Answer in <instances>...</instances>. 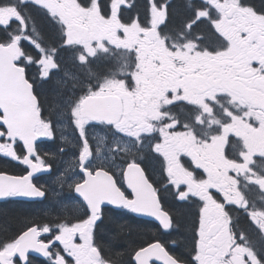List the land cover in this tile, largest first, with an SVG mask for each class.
<instances>
[{
    "label": "snow or ice",
    "instance_id": "obj_1",
    "mask_svg": "<svg viewBox=\"0 0 264 264\" xmlns=\"http://www.w3.org/2000/svg\"><path fill=\"white\" fill-rule=\"evenodd\" d=\"M136 7L0 0V157L22 166L20 174L0 170V264H264V106L232 95L228 107H213L186 79L187 71L199 78L213 69H188L179 57L168 64L141 44L155 32L171 52L199 55L226 39L214 25L231 17L229 7L242 23L264 28V0H145L133 15ZM93 17L115 18L118 39L134 23L136 43L120 48L111 34L90 32ZM205 24L208 37L199 30ZM121 50L136 63L111 55ZM168 72L177 83L165 81L163 103L153 102L149 84ZM177 105L197 110L200 147L240 111L251 135L224 128L240 141L235 157L224 154L225 166L181 155L189 179L177 182L162 146L175 129H196L181 123L183 107L165 113L166 130L150 115ZM13 222L19 227L9 235Z\"/></svg>",
    "mask_w": 264,
    "mask_h": 264
},
{
    "label": "flooded vegetation",
    "instance_id": "obj_2",
    "mask_svg": "<svg viewBox=\"0 0 264 264\" xmlns=\"http://www.w3.org/2000/svg\"><path fill=\"white\" fill-rule=\"evenodd\" d=\"M134 3L137 7L131 10L132 14L135 15L137 11L143 12L145 0H134ZM214 13L213 11L212 15ZM93 20L96 22L90 25L93 32L111 34V43H118L115 30L119 27V22L115 18L107 24L99 22L95 17H93ZM230 20H235L236 22L232 23ZM242 20V14L238 10H235L231 17L224 16L221 18L220 22L216 23L215 28L226 39H221L211 44H207L206 40L205 43L209 50L206 52L202 51L199 55L193 53L191 56H186L184 52H171L165 48L162 40L157 39L155 32L149 33L148 40L141 41V44L149 50L151 55H159L168 64L171 63L172 58L179 57L181 60L186 61L188 69L197 68L198 71L202 70L203 67L213 69L210 73H204L199 78L192 77L190 71L186 72V79L191 80L197 88L203 87L206 90L204 98L213 107L217 103H222L225 107H228V101L232 95L238 97L237 103H239V100H243L249 107L264 106V38H262L264 36V28H257L246 22L242 23ZM244 27L251 29V37L248 31L243 30ZM127 28H135V35L132 34L133 36L128 41L131 42L135 39L136 42V33L139 28L134 23ZM199 30L203 31L204 34L207 33L202 26ZM208 35H210L209 30ZM149 41L152 43H149ZM132 46L127 44L126 48H131ZM183 54L185 55L182 56ZM127 57L129 58V65L135 61V57L131 53ZM172 73L175 77V73ZM174 83L176 85L177 82L175 81ZM160 94V91L157 92L149 88V95L152 97L153 102L158 100ZM183 98L193 99L188 94H185ZM172 99L179 100L181 96L173 93ZM158 102L162 104L163 100L160 99ZM149 107L151 108V105ZM181 107L184 108V113H180L181 123L184 120H188L189 124L196 129L195 136H193L191 128L187 130L177 128L170 136H167V143L161 149L167 157L168 167L171 169L172 166H175L180 170L183 176L180 180L189 179V174L185 168L181 167L179 159L181 155H184L185 159L191 158L194 163L205 165L210 169H214L217 166H225L227 162L224 160V154L227 153L229 157H235L236 153L233 145L238 147L240 141L235 138H227L224 128L251 135L245 123L244 111H240L234 116L231 125H225L220 130L212 129L213 133L221 131V135L216 137L212 145L206 149L200 147L203 144L204 138L200 137L204 129L192 123V117L196 114V109L187 105H177L175 108L165 109L164 113L153 110L150 115L157 117V125L166 130L167 122L163 121V116L167 111L179 113ZM216 111L219 115L220 109L217 108ZM173 123L175 122L173 121ZM171 172L174 174L173 170ZM33 258L39 260V258Z\"/></svg>",
    "mask_w": 264,
    "mask_h": 264
},
{
    "label": "rangeland",
    "instance_id": "obj_3",
    "mask_svg": "<svg viewBox=\"0 0 264 264\" xmlns=\"http://www.w3.org/2000/svg\"><path fill=\"white\" fill-rule=\"evenodd\" d=\"M94 21V20H93ZM94 23H96L95 21H94ZM92 26H89V31L90 32H93L92 31ZM125 32H126V35H125V37L121 40L122 42H119L118 43V47H121V44L123 45V46H127V44L129 45V46H131V45H134L136 42H135V39H134V41H131V42H129L128 40L130 39V37L131 36H133L132 34H134L135 35V29L134 28H126L125 29ZM97 35H103V34H101V33H96ZM123 40H125L124 42H123ZM144 52H146V53H149V50L147 49V48H145L144 47ZM150 54V53H149ZM185 54H183L182 56H184ZM136 61V60H135ZM135 61L134 62H132L131 64H130V66L131 65H133V64H135ZM141 62H143V57H141ZM147 67V66H146ZM148 71L150 72V69H148ZM165 81H167L168 83H170L173 87H175V79H174V74L172 73V72H168V73H166V74H164L163 76H162V78L160 79V80H152L151 82H150V84H149V88H151V89H154V90H156L157 92H162L163 91V87H164V83H165ZM151 113H153V110H150V114Z\"/></svg>",
    "mask_w": 264,
    "mask_h": 264
},
{
    "label": "trees",
    "instance_id": "obj_4",
    "mask_svg": "<svg viewBox=\"0 0 264 264\" xmlns=\"http://www.w3.org/2000/svg\"><path fill=\"white\" fill-rule=\"evenodd\" d=\"M202 27L205 29V31L207 32L206 33V37L210 36L208 34V30H209V27L206 26V25H202ZM0 170H4V171H7L9 173H15V174H20L22 172V169L19 168L17 165H14L12 164L11 162H8L2 158H0ZM5 206L3 205H0V208H3ZM7 207H10L12 209H16V208H20V207H26L25 205H12V206H7ZM19 227L18 224H16L15 222L11 223L9 225V231H8V234L10 235L12 232H14L17 228ZM5 235V233L3 231H0V238H3V236ZM38 261V260H37Z\"/></svg>",
    "mask_w": 264,
    "mask_h": 264
}]
</instances>
